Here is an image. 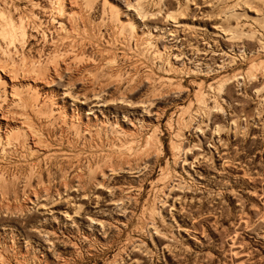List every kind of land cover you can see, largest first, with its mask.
I'll use <instances>...</instances> for the list:
<instances>
[{
  "label": "rangeland",
  "instance_id": "obj_1",
  "mask_svg": "<svg viewBox=\"0 0 264 264\" xmlns=\"http://www.w3.org/2000/svg\"><path fill=\"white\" fill-rule=\"evenodd\" d=\"M1 114L0 264H264V0H0Z\"/></svg>",
  "mask_w": 264,
  "mask_h": 264
},
{
  "label": "bare ground",
  "instance_id": "obj_2",
  "mask_svg": "<svg viewBox=\"0 0 264 264\" xmlns=\"http://www.w3.org/2000/svg\"><path fill=\"white\" fill-rule=\"evenodd\" d=\"M75 1H77V0H75ZM65 2V1H64ZM69 1H67L66 3H68ZM72 2H74V1H72ZM77 3V2H76ZM73 4H75V3H73ZM73 4H69V7H70V9L69 10H71V9H73V7L74 6H72ZM65 5H67V4H65ZM66 8V7H65ZM75 8V7H74ZM79 8V7H78ZM67 9V10H68ZM72 13H73V15L75 14L74 13V10L73 11H71ZM67 13H68V11H67ZM70 15V14H69ZM73 15H70L71 17L73 16ZM84 18V17H83ZM75 19V18H74ZM74 21V20H73ZM73 23V22H72ZM127 24V23H126ZM124 25V24H123ZM128 25V24H127ZM10 32V31H9ZM71 34V33H70ZM69 55V54H68ZM72 55V54H71ZM72 57V56H71ZM66 59V58H65ZM67 59H69V58H67ZM66 61V60H65ZM67 61H69V60H67ZM71 58H70V63L69 64H71ZM69 64L68 65H66L65 64V66H69ZM73 64V63H72ZM53 65V64H52ZM88 65V64H87ZM54 66V65H53ZM62 67V66H61ZM54 68V67H53ZM63 68V67H62ZM19 69V68H18ZM48 69V68H47ZM61 69V68H60ZM54 70V69H53ZM52 70V71H53ZM58 70V69H57ZM63 70H65V69H63ZM22 71H24V70H22ZM34 71V70H33ZM45 71V70H44ZM47 71V70H46ZM61 71H62V69H61ZM60 71V72H61ZM68 71V70H67ZM56 72V71H55ZM26 73V72H25ZM50 73V72H49ZM77 73V72H76ZM14 74V73H13ZM13 74H11L12 76H13ZM30 74V73H29ZM33 74V76L36 74H34V73H32ZM60 74V73H59ZM8 75V74H7ZM21 75V74H20ZM37 75H38V73H37ZM9 76H10V74H9ZM45 76V75H44ZM49 76H50V74H49ZM21 77V76H20ZM28 77H29V75H28ZM53 77V76H52ZM13 77H11V79H12ZM15 79H17V78H13V80H15ZM28 79H30V78H28ZM33 79H35L34 77H33ZM6 80V79H5ZM17 81H20V80H18L17 79ZM32 81V80H31ZM34 81V80H33ZM50 81V80H49ZM6 82V81H5ZM24 82V81H23ZM40 83H41V81H39ZM48 82V81H47ZM18 83V82H17ZM9 84V83H8ZM7 84V85H8ZM21 84V83H20ZM23 84V83H22ZM31 84V83H30ZM35 85H36V83H35ZM38 85V84H37ZM9 86V88H10V92H9V96H10V99H9V105H14V104H16V103H21V99H16L15 98V96L18 94L17 93V86H16V84H14L13 83V81L11 80V84L10 85H8ZM27 86H28V83H27ZM30 86H32V85H30ZM19 87V86H18ZM38 87V86H37ZM37 87H34V88H37ZM178 87V86H177ZM29 88V87H28ZM40 88H41V90H43V91H46L47 89H48V86H47V84H40ZM39 88V89H40ZM38 89V88H37ZM39 89H38V91H39ZM9 90V89H8ZM32 90V89H31ZM40 90V91H41ZM49 90V89H48ZM34 91H36V89L34 90ZM34 93H36V92H34ZM44 93H46V92H44ZM48 93V92H47ZM34 95V94H33ZM51 97V96H50ZM9 98V97H8ZM45 98V97H44ZM202 101V100H201ZM32 102V101H31ZM7 103V102H6ZM30 103V102H29ZM26 104V103H25ZM42 104V103H41ZM20 105V104H19ZM40 105V104H39ZM22 106V105H21ZM27 106V105H26ZM57 106V105H56ZM59 108V107H58ZM4 109V108H3ZM33 109V108H32ZM37 109V108H36ZM14 110V109H13ZM28 110V109H27ZM38 110H39V108H38ZM6 111V110H5ZM57 111V110H56ZM9 112V111H8ZM9 114V113H8ZM16 114V113H15ZM36 114V113H35ZM6 115H7V113H6ZM5 114H1V118H0V130H1V132H0V137H4V136H9V135H13V134H16L17 132H18V129L16 128V126H18V124H20V125H23V121H20L19 119H13V118H8L7 116H6ZM25 115V114H24ZM16 116V115H15ZM18 116H20V115H18ZM21 117V116H20ZM19 117V118H20ZM25 117V116H24ZM28 117V116H27ZM22 118V117H21ZM29 118V117H28ZM65 119H66V117H65ZM22 120V119H21ZM27 122V121H26ZM30 122V121H29ZM34 123V122H33ZM48 123V122H47ZM27 124V123H26ZM26 127V126H25ZM20 128H22V127H20ZM28 128V127H27ZM34 128V127H33ZM25 129V128H24ZM29 129H27V131H28ZM33 132V131H32ZM38 133V132H37ZM26 134V133H25ZM36 134V133H35ZM33 135V134H32ZM34 136V135H33ZM2 137V138H3ZM14 138V137H13ZM28 138H30V137H28ZM33 139H35L34 137H32ZM8 139V138H7ZM36 139H38V137L36 138ZM44 138H42V140H43ZM3 139H1V141H2ZM6 140V139H5ZM4 140V141H5ZM31 140V139H30ZM31 142V141H30ZM37 142V141H36ZM8 143V142H7ZM17 143V142H16ZM33 143V142H32ZM4 144V143H3ZM34 145H35V143H33ZM11 146V145H10ZM39 149V148H38ZM32 150V149H31ZM37 151V150H36ZM38 155V154H37ZM58 155V154H57ZM67 186V185H66ZM44 187V186H43ZM11 188V187H10ZM44 189V188H43ZM3 198H4V196H3ZM9 202V201H8ZM26 204V203H25ZM27 208H28V206H27Z\"/></svg>",
  "mask_w": 264,
  "mask_h": 264
}]
</instances>
